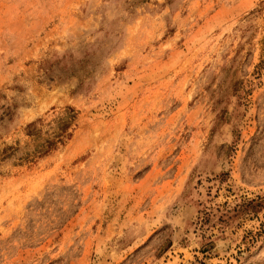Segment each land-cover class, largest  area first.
Segmentation results:
<instances>
[{
    "label": "rangeland",
    "instance_id": "374dc122",
    "mask_svg": "<svg viewBox=\"0 0 264 264\" xmlns=\"http://www.w3.org/2000/svg\"><path fill=\"white\" fill-rule=\"evenodd\" d=\"M0 264H264V0H0Z\"/></svg>",
    "mask_w": 264,
    "mask_h": 264
},
{
    "label": "trees",
    "instance_id": "16d2710c",
    "mask_svg": "<svg viewBox=\"0 0 264 264\" xmlns=\"http://www.w3.org/2000/svg\"><path fill=\"white\" fill-rule=\"evenodd\" d=\"M73 110H69L66 113V116L57 123V126L54 131H52L44 141L38 145V149H36V153L39 155H44L53 150L58 143L63 141V137L67 135V130L70 127V119L73 118ZM38 128L37 124H32L28 128V134H35L37 133Z\"/></svg>",
    "mask_w": 264,
    "mask_h": 264
}]
</instances>
